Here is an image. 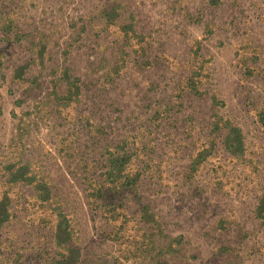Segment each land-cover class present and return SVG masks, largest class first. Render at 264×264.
Segmentation results:
<instances>
[{
	"label": "rangeland",
	"instance_id": "obj_1",
	"mask_svg": "<svg viewBox=\"0 0 264 264\" xmlns=\"http://www.w3.org/2000/svg\"><path fill=\"white\" fill-rule=\"evenodd\" d=\"M0 264H264V0H0Z\"/></svg>",
	"mask_w": 264,
	"mask_h": 264
}]
</instances>
